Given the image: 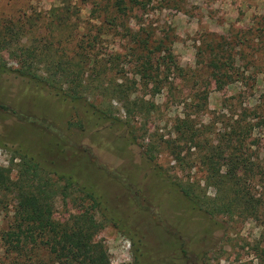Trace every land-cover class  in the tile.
<instances>
[{
	"label": "trees",
	"instance_id": "1",
	"mask_svg": "<svg viewBox=\"0 0 264 264\" xmlns=\"http://www.w3.org/2000/svg\"><path fill=\"white\" fill-rule=\"evenodd\" d=\"M135 5L144 8L143 0H113L112 12L97 18L98 24L94 25L98 31L119 27L123 31L119 34L128 43L124 54L102 53L95 35L84 37L80 29L87 26L80 25L78 8L69 0H53L45 9L0 18V73L20 77L34 92H45L70 107L65 120L69 131L66 137H59L54 120L40 118L47 115L46 111L30 117L0 103L3 113L19 121L20 131L33 125L50 134L49 142L31 148H21L23 141H29H20L19 135L15 136L18 140L13 149L5 148V141L0 140V147L9 154L7 166L0 165V214L5 217L0 228L3 253L11 257L10 264H108L104 245L94 238L105 221V202L93 182L97 169L90 150L80 141L87 138L94 143L99 138V128L109 120L112 125L129 128L126 144L138 145L149 162L164 152L173 166L186 171L183 179L170 182L181 193L187 210L209 217L254 220L260 228L253 242L254 264H264V168L252 150L258 135L264 136V90L255 103L230 102L224 111L213 112L203 122L206 86L210 84L207 80L202 89L196 88L180 98L188 111L157 126L156 103L137 95V90L147 89L153 95L164 84L172 87L168 71L181 80L186 74L165 38L153 37V32L133 35L124 25L126 9ZM126 56L128 60L122 62ZM233 59L231 53L223 59L209 58V75L216 90L238 80L237 73L228 72ZM242 75L239 80L244 82L247 77ZM250 80L253 87L255 77ZM170 87L167 86L169 91ZM54 137L68 141L65 144L73 151L75 161L61 165L57 160L60 146ZM79 145L85 155L78 158L75 154ZM12 168L15 175L10 179ZM196 172L200 174L198 178L189 176ZM207 189L212 190L210 195ZM56 196L80 200L68 202L75 212L61 221L52 216ZM175 229L164 243L169 257L164 264L174 262L170 255L177 249L185 257V264H193V259L189 260L190 242L179 237ZM197 252L200 264H208L207 251L202 248ZM136 263L143 264L139 260Z\"/></svg>",
	"mask_w": 264,
	"mask_h": 264
},
{
	"label": "rangeland",
	"instance_id": "2",
	"mask_svg": "<svg viewBox=\"0 0 264 264\" xmlns=\"http://www.w3.org/2000/svg\"><path fill=\"white\" fill-rule=\"evenodd\" d=\"M52 1L0 0V18H15L29 10L45 9ZM123 1L126 3V0ZM69 2L78 8L80 25L87 26L80 32L84 37L85 34L95 35L100 52H126L128 43L119 34L123 32L119 27L94 30V25L98 24L97 18L112 12L113 0ZM143 3L144 10L137 5L126 9L122 22L133 35L153 32V37L165 38L176 63L186 74L185 79L181 80L173 71H168L172 87L164 84L153 95H149L147 89L137 90V95L156 103L158 115L154 122L157 126L162 127L164 121L168 123L173 116L188 111V107L182 106L180 98L192 94L196 88L202 89L205 83L208 84L207 80L210 84L206 86L203 122L213 112L224 111L230 102L232 105L256 102L264 90V0H143ZM228 53L234 57L233 67L228 72L237 73L238 80L216 90L211 83L209 74L212 68L208 60L211 57L223 59ZM121 60L127 61L128 57ZM241 74L247 77L244 82L239 80ZM250 77H255L253 87L250 86ZM0 103L30 117L44 110L47 115L40 118L48 122L54 120L59 137H66L69 131L65 123L69 104L57 101L45 92H34L24 79L11 73H0ZM151 125L147 124L149 127ZM20 126L14 116L0 110V140L5 141V148L16 147L17 138L29 141H23L21 148L49 142L50 134L47 132H41L33 125L27 126L23 132L19 130ZM128 130L125 125H112L107 120L99 128V138L94 143L87 138L80 141L81 146L90 150L93 167L97 169L92 177L93 182L100 189L105 202V209L102 210L105 221L94 238L104 245L108 264H137V260L143 264H164L169 260L164 252V243L170 231H176L175 227L180 232L179 237L190 242L189 260L193 259V264H200L196 252L202 248L207 251L208 264H254L253 242L260 230L257 223L250 218L209 217L187 210L181 193L170 182L183 179L187 176L186 171L173 166L172 160L164 152L152 163L149 162L138 145L126 144L124 138ZM162 130L165 132L167 129ZM54 141L60 146V150L56 149L59 150L56 158L61 165L67 166L68 161H75L73 151L65 144L67 140L64 142L54 137ZM76 149L78 158L85 155L80 145ZM252 150L258 155L257 162L264 168L263 135H258ZM8 156L7 151L0 147V165L7 166ZM14 175L15 169L12 168L10 179ZM189 176L194 179L200 174L196 172ZM57 183L63 184V181L58 180ZM211 191L207 189L206 193L210 195ZM71 196L64 197V200L60 196L54 198V218L61 221L75 212L68 202L80 200L69 201ZM11 202H15V199L11 198ZM1 215L0 228L5 223V217ZM170 256L174 261L170 264H185V257L178 249ZM10 258L5 256L0 246V264H10Z\"/></svg>",
	"mask_w": 264,
	"mask_h": 264
}]
</instances>
